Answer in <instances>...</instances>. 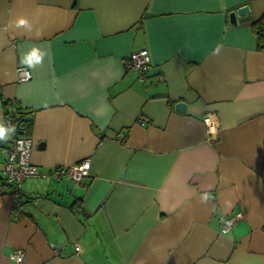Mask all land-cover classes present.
Segmentation results:
<instances>
[{
  "label": "crops",
  "instance_id": "1",
  "mask_svg": "<svg viewBox=\"0 0 264 264\" xmlns=\"http://www.w3.org/2000/svg\"><path fill=\"white\" fill-rule=\"evenodd\" d=\"M263 14L264 0H0V264L19 249L23 264H264ZM145 48L142 80L127 60ZM15 105L22 134L5 125ZM20 135L41 174L16 219L2 147ZM88 159L74 190L50 176Z\"/></svg>",
  "mask_w": 264,
  "mask_h": 264
},
{
  "label": "built area",
  "instance_id": "2",
  "mask_svg": "<svg viewBox=\"0 0 264 264\" xmlns=\"http://www.w3.org/2000/svg\"><path fill=\"white\" fill-rule=\"evenodd\" d=\"M151 63V58L149 57V50H137L133 51L127 60V67L130 70L137 71L141 79L144 80L145 76L149 72ZM20 81L24 82L32 78L31 71L26 66L19 67ZM205 123L207 129L212 132H216L217 126L212 120L211 116L205 118ZM4 150V168L3 174L5 175L6 182L12 187V197L15 200V210L16 219L18 218V213L22 212L23 201L21 198L22 184L28 177L40 176L41 172L38 171L37 166L32 161L33 154V140L32 138L26 136H16L13 142L4 145L2 147ZM91 160H84L75 165L55 167L52 169L50 176H54L57 179H62L65 175L69 179H72L75 184H83L84 179L90 174ZM5 186L3 182H0V197L4 196ZM236 217H224L221 219L222 231L230 230L235 222ZM80 250V246L77 247ZM16 261V264H23L25 261V252L22 249L16 250L11 253L10 256Z\"/></svg>",
  "mask_w": 264,
  "mask_h": 264
},
{
  "label": "trees",
  "instance_id": "3",
  "mask_svg": "<svg viewBox=\"0 0 264 264\" xmlns=\"http://www.w3.org/2000/svg\"><path fill=\"white\" fill-rule=\"evenodd\" d=\"M253 28L256 30V33L258 34L259 41H261V43H264V41H263L264 40V14L260 18L256 19L253 22ZM5 101H6L5 102L6 104H9V101H7V100H5ZM6 113H7V116H6L5 125L7 127L10 126L13 129L16 126L15 124L18 121H20L23 117H25L24 109L21 107H18L17 105H15L14 108L12 107V109L8 108ZM22 125H25V128H27V131H28L32 126V121L22 123ZM79 201L80 200L78 199L77 202H75L76 204L74 206L78 205L79 207H81V204ZM82 210H83V208H82Z\"/></svg>",
  "mask_w": 264,
  "mask_h": 264
},
{
  "label": "water",
  "instance_id": "4",
  "mask_svg": "<svg viewBox=\"0 0 264 264\" xmlns=\"http://www.w3.org/2000/svg\"><path fill=\"white\" fill-rule=\"evenodd\" d=\"M250 11V5H242L239 9L237 10H233L230 12L229 16L231 18V21L234 23V24H237L238 23V17L240 15H243V14H246ZM176 109L180 112H183V111H186V108H187V105L186 103L183 101H180L178 103H176ZM32 117H29V116H25L23 117L20 121H18L15 125H16V131L19 133V134H22L23 133V130H22V122H25V121H29L31 120ZM41 145H43V143H41ZM74 187H75V184L74 183H71L70 184V188L72 190H74Z\"/></svg>",
  "mask_w": 264,
  "mask_h": 264
},
{
  "label": "snow or ice",
  "instance_id": "5",
  "mask_svg": "<svg viewBox=\"0 0 264 264\" xmlns=\"http://www.w3.org/2000/svg\"><path fill=\"white\" fill-rule=\"evenodd\" d=\"M3 134V132H2V130H0V135H2Z\"/></svg>",
  "mask_w": 264,
  "mask_h": 264
},
{
  "label": "clouds",
  "instance_id": "6",
  "mask_svg": "<svg viewBox=\"0 0 264 264\" xmlns=\"http://www.w3.org/2000/svg\"><path fill=\"white\" fill-rule=\"evenodd\" d=\"M21 22H23V21H21Z\"/></svg>",
  "mask_w": 264,
  "mask_h": 264
}]
</instances>
